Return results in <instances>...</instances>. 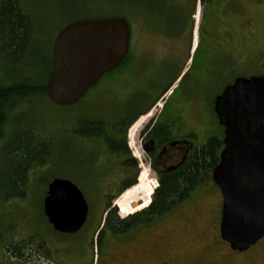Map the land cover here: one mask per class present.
I'll return each mask as SVG.
<instances>
[{
  "label": "rangeland",
  "instance_id": "rangeland-1",
  "mask_svg": "<svg viewBox=\"0 0 264 264\" xmlns=\"http://www.w3.org/2000/svg\"><path fill=\"white\" fill-rule=\"evenodd\" d=\"M195 1L20 0L22 11L30 17L35 34L27 55L16 65L0 63V87H8L15 80H30L35 86L43 85L50 71L55 40L63 28L74 22L112 18H125L132 24L134 40L131 49L136 58V65L151 69L153 72L144 73L147 79L152 77L153 80L129 82L124 74L127 71L118 70L116 74L110 75L114 77L111 81L105 84L104 78L76 105L58 106L42 93L17 104L10 113L5 136L0 139V183L6 185L13 174V165L7 156V146L14 136L15 129L30 133L34 138L33 147L46 150L47 156L43 159L44 165L38 164L37 170L30 175L31 183L29 180L19 201L7 203L0 209L2 216H6L1 225V228H5L6 240L11 243L14 241L9 228L13 226L14 220H17L21 221L20 230L17 231L19 242H33L30 235L35 231L43 234L44 239L54 241L55 237L50 236L53 235V230L47 227L43 212L45 192L48 184L54 179H67L78 185L87 201L93 205L92 212L95 214L91 215L92 219L96 218L98 223H103L105 210L97 198L105 192H101L103 187L98 186V181H110L115 177L120 179L125 174L124 169L116 165L115 157L109 154L100 141L83 139L73 132L79 130L77 125L88 121L96 125L102 121L106 126L117 127L147 104V97L152 96L150 91L155 92L165 86L166 81L172 78L178 67L184 63V36L191 34L192 24V29L196 27L194 16L191 19ZM233 2L234 9L242 8L246 12L245 19L238 23L242 22L245 26L250 21L253 25L251 31L245 35V58H235L236 62H240L238 71H235L242 72L243 68L246 74H249L248 71L259 70L264 73V0ZM227 24L234 26L235 19H231ZM178 34L180 36L175 39L168 37ZM141 76L143 77V74ZM138 97H141L142 101L136 100ZM134 125L128 130V143ZM106 126V132L110 135L111 131ZM45 147L49 148L48 151ZM132 152L135 154L136 151L131 149L134 156ZM137 157L140 158V153ZM139 164L141 169L137 184L144 170L151 179L149 165L145 161ZM24 165L26 164L20 169ZM96 200L98 202H95ZM219 200L216 188L212 189L211 196L197 195L171 219L164 222L160 229L146 233L143 240L140 239L141 235H138L136 238L139 237L140 240L135 238L130 247L114 245L108 264H264V240L245 254H232L229 245L222 241L219 232ZM44 239H38L40 245ZM62 241L67 240L62 238ZM59 255L60 261H68L62 252ZM7 256L5 255L6 263L2 264H9L10 258ZM17 259V262L11 261L10 264H31L27 261L19 262V258ZM2 261L0 255V262Z\"/></svg>",
  "mask_w": 264,
  "mask_h": 264
},
{
  "label": "flooded vegetation",
  "instance_id": "flooded-vegetation-1",
  "mask_svg": "<svg viewBox=\"0 0 264 264\" xmlns=\"http://www.w3.org/2000/svg\"><path fill=\"white\" fill-rule=\"evenodd\" d=\"M200 1L202 4L199 7ZM233 1L196 0L191 12V19L194 16L196 27L192 29V24L190 27L191 34L184 36L186 38V56L184 63L178 67L174 76L168 79L165 86L160 90L150 91L152 96L147 97V104L117 127L106 126L104 122L100 121V124L104 128L105 126L108 127L111 133L109 135V132H105V137L95 140L100 141L109 154L115 157L116 165L121 166L125 173L120 179L115 177L110 181L108 179H99L98 181V186L103 187L101 192H105L97 198L105 210L103 223L101 221L98 223L96 218L95 220L92 219L91 215L95 214L92 212L93 205L87 201L78 185L67 179H54L48 184L45 192L43 212L47 227L53 230V235L50 236L55 237V242L52 239H44L45 236L38 231L30 235L33 242L32 240L29 243L19 242L17 231L20 230L21 221L14 220L13 226L9 228L12 231V236H14V241L11 243L10 240L5 239V228H1L2 221L6 216H2L0 211V255L3 259L0 264L6 263L5 255L10 258L8 259L9 264L11 261L17 262V258H19V262L27 261L31 264H69V262H72L71 264H108V258L114 245L130 247L138 235H141L140 239L143 240L146 233L160 229L164 222L171 219L177 211L183 209L197 195L211 196L214 188L218 191L220 199L218 206L219 210L221 209L222 219L223 198L219 187L213 180L214 168L211 167L196 178V184L183 197L169 198V210L167 212L149 215L146 219L131 224L124 233H117L107 224L109 215L115 211L120 220L134 222L133 216L122 218L116 201L122 194L124 187L132 183L136 175L138 176L139 169H141L139 162L145 161L149 165L150 180L157 185L152 196V204L155 202L157 192L161 189L163 180L182 174L193 156L207 147L212 140L217 141L216 152L220 159L224 149L225 128L221 125L219 115L216 112L218 98L223 95L227 88L235 85L239 79L264 76L260 70L258 72L248 71L249 74H246L243 68L241 69L242 72L236 73L240 67V62H236L235 58L241 56L245 58V35L251 31L253 25L250 21L245 26L242 22L241 24L238 23V21L245 19L246 12L242 8L234 9ZM231 19H235L234 26L227 24ZM129 25L131 40L128 55L124 60L127 61L126 67H122L123 61L118 68L105 74L99 83L104 78H106L105 84L111 81L114 77L110 75L116 74L118 70H120L119 72L127 71L124 74L128 77L129 82L153 80L152 77L147 79L145 76L146 72H153L151 69L136 65V58L131 49L134 32L130 22ZM179 36L180 34L168 35L173 39ZM138 99L142 101L141 97L136 98V100ZM148 114H151L150 119L137 134L135 150L131 147V143L127 142L128 130L141 117ZM77 129L79 130L74 131V134L83 139H90L82 135L81 124L77 125ZM32 148L36 149V147ZM131 149L136 151L135 154L132 152L134 156L131 154ZM138 153H140V158L137 157ZM38 164L41 163L33 161L26 163L20 169L21 174L25 177L24 191L29 180L31 183L30 175L37 170ZM29 172L30 174H28ZM56 180H66L74 184L81 191L88 205L86 222L77 232L72 234L56 231L45 213V201L49 196V187ZM5 186V184L0 183V209L7 203L19 201L22 197L20 195L11 196L10 194L9 196L6 194ZM97 200L95 202H98ZM62 238L67 241H62ZM38 239H44L42 245L39 244ZM137 239L140 240L139 237ZM257 245L241 254L249 252ZM60 252L67 256L69 262L58 259ZM232 254L240 253L232 251Z\"/></svg>",
  "mask_w": 264,
  "mask_h": 264
},
{
  "label": "water",
  "instance_id": "water-1",
  "mask_svg": "<svg viewBox=\"0 0 264 264\" xmlns=\"http://www.w3.org/2000/svg\"><path fill=\"white\" fill-rule=\"evenodd\" d=\"M130 40L125 18L67 25L54 43L47 98L62 107L78 104L123 63ZM216 112L225 128L224 149L213 171L223 198L220 235L232 251L243 253L264 239V76L237 80L218 98ZM45 213L56 231L72 234L86 222L88 205L74 184L56 180Z\"/></svg>",
  "mask_w": 264,
  "mask_h": 264
},
{
  "label": "trees",
  "instance_id": "trees-1",
  "mask_svg": "<svg viewBox=\"0 0 264 264\" xmlns=\"http://www.w3.org/2000/svg\"><path fill=\"white\" fill-rule=\"evenodd\" d=\"M0 2V63L7 65L10 63L14 66L18 61L22 60V57L27 55L26 53L31 47L35 33L30 23V17L22 11L20 0H0ZM53 63L52 51L50 71L43 85L35 86L30 80H15L8 87H0V139L5 136V130L10 122V113L17 104L40 93L46 95L45 86L50 76ZM126 65L127 61H124L122 67L125 68ZM149 118L150 115L142 117L130 131L129 139L131 147L134 149L137 132ZM81 126L82 135L86 138L95 140L105 137V128L100 123L96 125V123L88 121ZM33 140L34 138L30 133H22L17 129L14 130V136L7 146V156L13 165V174L5 186V191L8 195H24L25 177L21 174L20 170L23 164L37 161L44 165L43 159L47 156V152L43 149L34 150L32 148ZM45 148L48 151L49 148ZM216 148L217 141L212 140L207 147L193 156L182 174L163 180L161 189L157 192L155 202L152 204L151 200L156 189V184L150 181L148 173L145 170L142 171L138 184L136 175L135 180L126 185L122 193L137 185L128 190L116 202L120 214L124 217L135 214L133 216L134 222L120 220L115 211L109 215L107 224L117 233H124L131 224L146 219L149 215L153 216L167 212L169 210V198L183 197L196 184V178L202 172L211 167L216 168L220 162Z\"/></svg>",
  "mask_w": 264,
  "mask_h": 264
},
{
  "label": "bare ground",
  "instance_id": "bare-ground-1",
  "mask_svg": "<svg viewBox=\"0 0 264 264\" xmlns=\"http://www.w3.org/2000/svg\"><path fill=\"white\" fill-rule=\"evenodd\" d=\"M133 188V187H132ZM131 189V188H130ZM156 190V189H155ZM129 217V216H128Z\"/></svg>",
  "mask_w": 264,
  "mask_h": 264
}]
</instances>
